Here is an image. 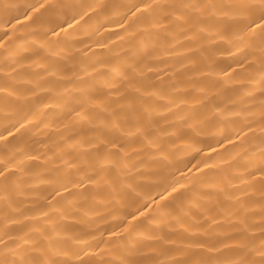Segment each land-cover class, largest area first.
Returning <instances> with one entry per match:
<instances>
[{
    "label": "bare ground",
    "instance_id": "bare-ground-1",
    "mask_svg": "<svg viewBox=\"0 0 264 264\" xmlns=\"http://www.w3.org/2000/svg\"><path fill=\"white\" fill-rule=\"evenodd\" d=\"M0 264H264V0H0Z\"/></svg>",
    "mask_w": 264,
    "mask_h": 264
}]
</instances>
